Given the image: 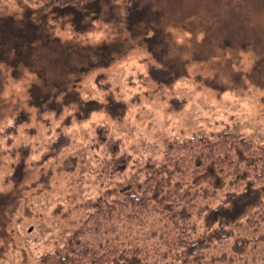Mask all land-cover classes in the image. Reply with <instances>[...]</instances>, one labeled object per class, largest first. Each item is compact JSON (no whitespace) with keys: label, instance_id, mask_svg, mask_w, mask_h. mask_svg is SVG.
Returning a JSON list of instances; mask_svg holds the SVG:
<instances>
[{"label":"rangeland","instance_id":"374dc122","mask_svg":"<svg viewBox=\"0 0 264 264\" xmlns=\"http://www.w3.org/2000/svg\"><path fill=\"white\" fill-rule=\"evenodd\" d=\"M133 1L161 12L131 24ZM41 7L0 2V264H36L96 204L136 194L162 163V135L228 126L264 144L262 20L251 33L264 0H96L84 22ZM41 85L55 107L33 106ZM98 126L116 150L92 146ZM122 154L127 168L107 176L102 159Z\"/></svg>","mask_w":264,"mask_h":264},{"label":"trees","instance_id":"16d2710c","mask_svg":"<svg viewBox=\"0 0 264 264\" xmlns=\"http://www.w3.org/2000/svg\"><path fill=\"white\" fill-rule=\"evenodd\" d=\"M94 1L24 0L30 9L55 7L58 14L51 20L83 22L91 13L80 7ZM132 4L131 24L161 12L152 2ZM259 14L251 17V33L257 20L264 27V9ZM30 91L36 108L55 107V88L41 85ZM94 135L93 147L106 152L119 147L105 127H96ZM161 139L162 163L138 192L96 204L62 249L36 264H264V144L253 145L228 126L213 137ZM57 146L54 140L51 149ZM128 158L102 159L101 169L111 177L127 168ZM4 220L0 213V227Z\"/></svg>","mask_w":264,"mask_h":264}]
</instances>
